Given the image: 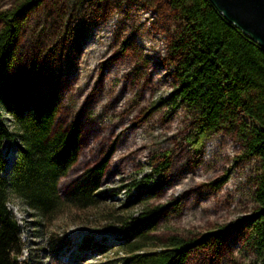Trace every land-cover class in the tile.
I'll return each mask as SVG.
<instances>
[{
    "label": "rangeland",
    "instance_id": "374dc122",
    "mask_svg": "<svg viewBox=\"0 0 264 264\" xmlns=\"http://www.w3.org/2000/svg\"><path fill=\"white\" fill-rule=\"evenodd\" d=\"M18 1L0 0V28L1 12ZM19 24L9 73H24L56 101V126L80 128L77 160L59 180L60 197L86 169L102 163L103 171L95 209L65 207L41 219L10 196L21 243L15 261L130 264L123 249L140 234L145 251H155L171 238L223 231L187 250L184 264H252L248 222L257 208L260 161L246 153L236 124L195 146L197 114L175 96L179 80L170 46L179 20L167 0H40ZM94 29L96 39L85 46L86 32ZM148 61L159 63V81L150 79ZM0 117L10 124L1 109ZM1 153L8 177L11 141ZM133 219L140 220V232L126 235Z\"/></svg>",
    "mask_w": 264,
    "mask_h": 264
},
{
    "label": "trees",
    "instance_id": "16d2710c",
    "mask_svg": "<svg viewBox=\"0 0 264 264\" xmlns=\"http://www.w3.org/2000/svg\"><path fill=\"white\" fill-rule=\"evenodd\" d=\"M39 3L40 0H19L1 12L0 109L10 116L11 122L7 124L0 117V264H19L13 257L21 251L19 228L7 206L10 196L22 200L41 219L50 218L65 207L95 209L94 199L99 196L97 188L103 171L102 163L86 169L60 197L59 180L77 160L80 128L77 124L56 126V101L41 88H35L24 73H9L20 19ZM167 3L179 20L170 46L179 80L175 96L197 114L195 146L226 124H236L243 133L246 153L260 161L253 195L257 208L248 225L256 252L252 264H264V50L229 23L208 0ZM96 30L86 32L85 46L96 39ZM116 54L110 59H115ZM151 58L154 57L146 56L147 60ZM158 65L148 61L145 66L152 81L158 76ZM159 79L158 76L156 81ZM119 95H123V89ZM6 140L15 149L8 177L4 176L7 160L1 153ZM138 222L133 219L128 223V229H123L126 235L140 232ZM222 233L212 232L188 241L171 238L155 251H145L148 245L140 234L137 240L125 244L123 250L129 254L125 261L184 264L187 250L207 238L218 239Z\"/></svg>",
    "mask_w": 264,
    "mask_h": 264
},
{
    "label": "water",
    "instance_id": "95a60500",
    "mask_svg": "<svg viewBox=\"0 0 264 264\" xmlns=\"http://www.w3.org/2000/svg\"><path fill=\"white\" fill-rule=\"evenodd\" d=\"M208 1L229 23L264 50V0Z\"/></svg>",
    "mask_w": 264,
    "mask_h": 264
}]
</instances>
